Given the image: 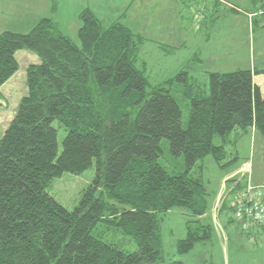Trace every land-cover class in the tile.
Wrapping results in <instances>:
<instances>
[{
	"label": "trees",
	"instance_id": "16d2710c",
	"mask_svg": "<svg viewBox=\"0 0 264 264\" xmlns=\"http://www.w3.org/2000/svg\"><path fill=\"white\" fill-rule=\"evenodd\" d=\"M78 17L76 41L49 16L28 32L0 33V86L18 70V50L38 57L26 66V92L0 136V264H188L164 258L160 215L174 207L195 214L178 240L180 253L210 239L214 227L204 219L216 202L207 205L206 187L191 170L208 155L220 164L234 130L264 137V97L254 70L210 71L208 89L185 70L167 80L186 88L184 127L169 87L156 86L146 96L143 37L124 22L104 24L89 7ZM162 138L172 155L182 156V172L170 173L158 161ZM92 165L94 177L72 209L48 194L63 172ZM247 183L226 177L220 195L235 196ZM236 207L232 199L229 219L240 229L264 227L236 217ZM100 224L132 238L136 249L97 236Z\"/></svg>",
	"mask_w": 264,
	"mask_h": 264
},
{
	"label": "rangeland",
	"instance_id": "374dc122",
	"mask_svg": "<svg viewBox=\"0 0 264 264\" xmlns=\"http://www.w3.org/2000/svg\"><path fill=\"white\" fill-rule=\"evenodd\" d=\"M91 0H53V7L47 14L58 28L74 41L80 26L79 12ZM162 0L152 19L144 22V29L133 27L134 32L144 34L139 47V61H145V74L149 81L146 96L156 86L169 87L171 94L182 110V125L188 123L190 101L185 96V86L181 81L168 84L182 70L189 77L197 79L208 89L209 72H227L238 68H260L264 66V0H174V3ZM3 6V7H2ZM95 6V4H94ZM119 0H100L98 16L104 24L118 20L125 21ZM25 13H22L24 10ZM0 32L11 30L28 32L36 20L44 16V3L41 0H0ZM169 23L160 26L153 24L154 19H165ZM151 18V15H150ZM34 22V23H33ZM139 24H142L141 20ZM143 27V25L141 26ZM18 50L16 57L21 59ZM31 59L37 57L32 52ZM23 64L24 61H20ZM25 66L18 70L0 87V136L13 117L20 98L26 92ZM258 132L249 130L246 133L234 130L226 147L227 157L218 164L211 155L198 160L191 174L199 175L206 187L207 205L221 199V213L217 220L208 210L204 220L214 227L209 240L196 243L188 252L178 251V240L187 232V221L194 219V213L188 208L174 207L161 214L162 250L166 260L180 259L188 264H264V238L256 246L247 243L243 234L233 235L239 231V224L229 219L233 215L231 201L234 192L223 196V177L247 161L250 164L245 180L252 184L264 185V137L255 142ZM62 136L59 130L58 141ZM215 144L221 143L219 135H214ZM162 152L158 158L160 164L170 173H179L184 169L182 156H174L169 150L168 140H160ZM248 167V166H247ZM94 165L81 173L63 172L54 178L47 187V192L67 209H72L78 202L82 191L94 177ZM236 175L229 178L237 179ZM230 184L224 188L228 192ZM220 190V191H219ZM218 192V193H217ZM195 224V223H194ZM216 225V228H215ZM223 228L224 235L218 227ZM222 230V229H221ZM118 232V231H117ZM114 229L98 225L95 234L106 241L133 251L135 241ZM224 237H226L224 241ZM229 238V239H228ZM223 239V241H222ZM229 245L228 252L225 249ZM228 253V256H227Z\"/></svg>",
	"mask_w": 264,
	"mask_h": 264
},
{
	"label": "crops",
	"instance_id": "0c3cea01",
	"mask_svg": "<svg viewBox=\"0 0 264 264\" xmlns=\"http://www.w3.org/2000/svg\"><path fill=\"white\" fill-rule=\"evenodd\" d=\"M99 1L100 0H91L90 2H87L86 4L82 3L81 7L82 8H83V6L84 7H89L91 10H93L95 12L96 15H98L97 11H98V3H99ZM119 1H121V5H122L121 9L123 11H125V13H124L125 21H124V23L127 26H129L132 30H133V27H135L136 29L137 28L144 29L145 25L143 23L144 22H148L150 19H152L154 11L157 10L156 7L159 6L160 2H162V0H119ZM5 2H6V0H5ZM41 2L44 3V13H45V14H42V15L48 16L47 10H49L50 8L53 7V0H41ZM167 2L174 3V0H169ZM94 4H95V6H94ZM23 10L24 11L22 13H25L27 11L25 9H23ZM3 12L4 11H1L0 15ZM150 15H151V18H150ZM41 17H43V16H41ZM140 20H141L142 24H139ZM151 23L163 26L164 24L169 23V16L165 17V19H163V20L157 19L155 21L153 19L151 21ZM142 25H143V27H141ZM2 31L3 30H1V32ZM139 35L144 37V34H139ZM28 52L29 51H23V53L20 54L21 55V59L20 58L18 59L16 57L18 62H19V60L20 61H24L23 64H20V62H19V64L22 65V66H25V68L30 63L38 62V59L36 57H33V59H31V56H34V55H31V53H28ZM15 56H16V53H15ZM141 62L145 66V61H141ZM259 67L260 68H257V66H253V68H250V69L254 70V72H253V81L259 87L261 96L264 97V73L261 72V71L264 70V66H263V64H261V66H259ZM10 79H11V77H10ZM249 130H251V132L253 134V130L252 129H249ZM257 136L258 137L254 136L255 142L260 141V137L262 138V136L259 133H258ZM249 168H250V164L247 161H244L242 164H240L238 166V168H236L235 170L231 171L226 176H224L222 181H224V179H226V177L228 178L230 175H236V174H237V176H236L237 180H239V182H240V180L245 181V178H246V175H247L246 173L249 171ZM222 186H223V183H222ZM210 211H214L215 214L217 212L216 209L214 210L212 208V206L210 208ZM214 212H213V215H214ZM216 215H218V214H216ZM232 232H236V233H233V235H235L236 237H239L240 234H243L244 238H246L245 241L247 243H249V242L250 243L251 242L254 243L253 245H251L252 247L256 246L257 245L256 243H258L259 240H261V238H264V227H259V226L253 227V228L249 229L248 231H244V230L239 228V231L238 230H234ZM223 236H226V235L223 234ZM223 236H221V237H223ZM225 239H226V237H224V241H225ZM222 241H223V239H222ZM226 241H228V240H226ZM228 248H229V245H227V247L225 248V249H227V252H228ZM227 256H228V253H227Z\"/></svg>",
	"mask_w": 264,
	"mask_h": 264
},
{
	"label": "built area",
	"instance_id": "2783aa9c",
	"mask_svg": "<svg viewBox=\"0 0 264 264\" xmlns=\"http://www.w3.org/2000/svg\"><path fill=\"white\" fill-rule=\"evenodd\" d=\"M220 200L216 201L215 209ZM233 201L237 204L236 217L240 218L245 215V219L247 218L253 226L255 223L264 224V185L257 186L247 183L241 193L234 196ZM214 218L216 219L215 212ZM245 225H248L247 222Z\"/></svg>",
	"mask_w": 264,
	"mask_h": 264
}]
</instances>
